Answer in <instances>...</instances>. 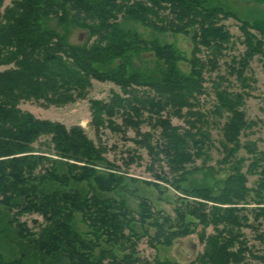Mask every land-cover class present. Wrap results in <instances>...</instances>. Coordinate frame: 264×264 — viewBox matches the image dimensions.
Instances as JSON below:
<instances>
[{
    "label": "trees",
    "instance_id": "16d2710c",
    "mask_svg": "<svg viewBox=\"0 0 264 264\" xmlns=\"http://www.w3.org/2000/svg\"><path fill=\"white\" fill-rule=\"evenodd\" d=\"M245 1L264 6V0ZM5 3L0 0V67H6L0 70V233L14 237L13 245L21 256L7 264H23L28 255L34 264H173L139 258L137 240L152 228V245L171 246L197 233L199 227L204 250L197 263L249 264L253 251L242 230L255 227L249 223L250 215L255 221L264 218V168H260L264 151L249 165L252 175L262 169L256 189H249L241 167L244 159L235 158L241 148L257 151L253 143L244 146L241 142L243 133L254 124L241 110L243 94L219 90L216 85L214 113L226 118L223 163L236 159L220 191L202 185L203 178L191 180L204 169L189 166L204 155L211 142L206 114L194 107L199 95L206 92L207 64L217 69L219 58L233 44L234 36L223 21L234 18L242 22L247 48L232 67L242 79L254 57L264 54V19H241L236 12L212 6L208 0ZM126 19L149 27L152 38L124 29L121 20ZM52 20L87 31L89 40L69 43L68 28L60 33L49 27ZM171 32L189 35L192 40L188 73L180 66L185 57L175 45L161 44L156 38L158 33ZM205 50L209 52L207 62L200 56ZM93 80L111 81L126 95L115 94L109 102L91 101L97 132L106 124L112 127V118L122 114L123 123L141 135L143 112H149V119L161 128L165 141L157 150L149 144V135L137 143L147 147L155 160L164 154L171 172L177 174L173 180L156 174L182 194L175 216L157 210L143 196L136 197L139 200L134 206L129 196L135 190L129 188L128 178L105 157L107 147L97 145L81 125L68 128L19 107L21 101L34 99L56 105L85 100ZM137 86H148L150 94L139 96ZM169 110L179 118L187 110L189 127L164 118L162 113ZM187 182L191 183L188 187L183 185ZM146 184L160 188L159 183ZM252 191L257 207H247ZM31 214L43 218L39 232L22 220ZM210 226L216 232L208 235ZM255 258L259 259L255 264H264V256Z\"/></svg>",
    "mask_w": 264,
    "mask_h": 264
},
{
    "label": "rangeland",
    "instance_id": "374dc122",
    "mask_svg": "<svg viewBox=\"0 0 264 264\" xmlns=\"http://www.w3.org/2000/svg\"><path fill=\"white\" fill-rule=\"evenodd\" d=\"M212 6L222 7L225 10L236 12L241 19H248L250 22L255 17L264 19V6L254 5L245 0H208ZM12 0H6L5 5H10ZM122 26L126 30L139 31L143 36L151 37V29L145 25L134 22L133 20H121ZM223 24L233 34V44L225 51L224 56L219 58V65L217 69H211L207 64L204 72L205 83L204 87L206 92L199 95L198 102L195 110L201 111L206 114L209 121L208 131L211 135V142L204 150V155L198 158L194 164L189 168L201 167L204 170L196 172L191 180L197 182L199 178H203L200 182L202 185L212 187L215 193H218L223 187L222 181L230 175L232 165L235 163L233 160H242V172L247 175V187L249 189H256L257 181L261 177L259 169L257 174H249V165L253 162L254 157L264 151V54H257L251 61L249 68L246 70L242 79L238 78L237 74L232 72V67L235 65L234 60L240 59L244 54L247 46L245 45V37L241 30L242 22L234 18H229L223 21ZM159 26L161 23L158 24ZM49 27L64 33L65 27L68 28L69 43L79 45L89 40V33L74 25L63 27L55 20L49 22ZM253 33L261 36L257 31L251 30ZM145 32V33H144ZM152 38V37H151ZM156 38L161 44L172 43L177 50L181 52L185 59L182 60L180 66L186 73L191 69L190 59L193 53V43L189 35L183 33H166L156 34ZM149 44V43H148ZM204 61H208L209 52L206 50L200 54ZM155 67L152 66V69ZM6 67H0L4 70ZM243 79H246L243 81ZM246 83V84H244ZM92 87L89 89L88 97L85 100H78L74 103L56 105L49 103L45 100H28L21 101L19 104L20 109L32 113L35 117L42 120H49L52 122H59L66 125L68 128L81 125L89 138H91L97 145L107 147L105 157L111 162L118 172L123 173L128 178L129 188L135 190L134 196H129L131 203L136 206L138 203L137 196L146 197L149 202L157 210L175 216L174 208L178 205V197L182 194L176 191L170 184L160 181L156 178V174L166 175L170 180L178 178L176 173H172L164 154H161L158 159H154L149 150L145 146H141L137 141H142L144 135L148 137L149 144L157 150L165 140L161 135V128L155 126V120L149 119V112H143L142 124L140 125L141 135H138L134 127L126 126L123 123L122 114H117L112 118L114 125L111 127L109 124L100 128L97 132L96 125L93 123L91 101L102 100L105 102L111 101L115 94H119L125 98L126 95L122 90L112 83L111 81H97L93 80ZM216 85L219 90L226 89L229 93L243 94L244 99L241 110L245 112L246 118L249 122L254 124L250 129L246 130L242 137L241 142L245 146L253 143L256 147V152L251 153L247 148H241L237 157H233L227 163H223L225 152L223 151V126L226 121L225 117H220L214 113L215 107L218 103L216 96ZM138 87V86H137ZM139 96H143L145 92L150 90L148 86H139ZM153 93V92H152ZM187 110L184 111V118H179L173 114V110L164 111L162 113L164 118H169L173 125L188 128L186 120ZM195 119V118H192ZM44 141V139H42ZM42 149H47L45 146L35 145ZM232 146V145H231ZM133 158V162H130ZM264 168V162L262 166ZM203 171L206 175L203 176ZM132 181H131V180ZM146 181L159 183L160 188L152 184H146ZM187 187L191 185L190 182L183 183ZM255 192H251V197L248 200L250 203L247 207H257L255 202ZM249 223L255 227H246L242 230L247 241V246L253 251V255H249V264L259 262L256 256H264V218L255 221L254 215H250ZM28 225L36 232H39L41 225H43V218L37 214L26 215L22 218ZM38 222V224L36 223ZM81 230L86 229L83 225H79ZM150 233L153 231L149 229ZM201 227L198 228L197 233L181 238L171 246L152 245L150 233L146 236L140 237L137 241V256L143 260L154 262L156 259L160 261L169 260L175 264H199L197 263L198 256L204 250V244L199 238ZM213 226L207 228V234L215 233ZM6 236L0 233V263L7 264L10 260L19 258V251L13 245L14 237L8 234ZM137 238V237H136ZM135 241V240H134ZM16 245V243H15ZM28 257H30L28 255ZM25 258L23 264H34L30 258ZM28 261V262H26Z\"/></svg>",
    "mask_w": 264,
    "mask_h": 264
}]
</instances>
